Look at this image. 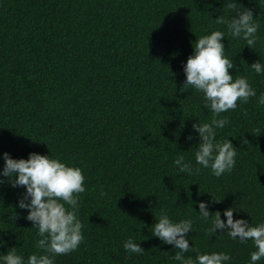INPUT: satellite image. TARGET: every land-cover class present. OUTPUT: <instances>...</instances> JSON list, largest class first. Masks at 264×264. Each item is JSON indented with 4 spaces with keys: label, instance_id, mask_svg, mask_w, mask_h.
Instances as JSON below:
<instances>
[{
    "label": "trees",
    "instance_id": "trees-1",
    "mask_svg": "<svg viewBox=\"0 0 264 264\" xmlns=\"http://www.w3.org/2000/svg\"><path fill=\"white\" fill-rule=\"evenodd\" d=\"M229 2L0 0V173L4 153L25 160L37 153L85 177L77 210L83 241L54 264H180L172 259L178 249L152 235L161 209L174 223L192 221L186 258L222 252L231 257L225 264H252L254 242L209 232L214 214L204 221L198 207L206 202L223 221L233 208L234 220L264 223V71L250 67L264 65V0H233L259 24L252 48L215 23L235 16ZM213 31L225 34L230 75L247 78L256 91L217 117L229 122L215 129V140L228 139L237 152L220 177L195 161L192 125L209 123L213 113L202 92L184 86L183 71L196 40ZM180 155L199 173L180 172ZM0 180V264L12 247L27 264L44 253L36 247L38 228L18 205L26 190ZM129 238L143 254L124 249Z\"/></svg>",
    "mask_w": 264,
    "mask_h": 264
},
{
    "label": "clouds",
    "instance_id": "clouds-1",
    "mask_svg": "<svg viewBox=\"0 0 264 264\" xmlns=\"http://www.w3.org/2000/svg\"><path fill=\"white\" fill-rule=\"evenodd\" d=\"M227 8L235 13L230 19L220 15L215 23L226 25L234 38H242L249 48L256 43V33L259 24L253 18L251 9H244L231 0ZM224 32L213 31L210 35L200 37L194 43V52L187 58L183 71L185 73L184 86H192L204 94L205 107L210 108L213 118L209 123H194L192 128L199 134L198 150L195 152V161L204 168H211L212 174L220 177L225 172H231L235 165L236 148L227 139L223 142L215 140L217 128H223L229 121L225 116L217 118L221 113L235 110L237 102L247 103L256 91L247 78L230 75L229 69L234 68L232 60L225 56V47L221 43ZM257 74L264 71V65L259 61L250 66ZM259 103L264 104V94H261ZM246 115V113H245ZM258 132V130H257ZM187 139L191 140L189 135ZM241 143L248 144L247 139L241 138ZM4 167L0 175L9 178L12 187L23 186L25 194L18 202L21 209H27L26 219L38 228L41 237L36 247L44 254H32L27 264H54L56 255L69 254L79 247L83 241V224L77 216L78 197L85 191V177L79 167L66 166L58 159L49 155L30 153L25 159H12L8 153L3 154ZM174 164L180 172L197 174L200 169H193L190 162H185L183 155L178 156ZM15 177V179H12ZM4 181L0 180V184ZM105 193L101 192V196ZM26 201H29L26 203ZM219 202L220 200H215ZM69 206L66 208V206ZM199 214L202 220L214 214L211 229L227 230L232 239L239 238L241 243L248 240L254 242L257 249L250 254L252 264L264 258V223L252 226L244 219H233V208L224 210L226 221L221 220V213H209L206 202H199ZM152 235L159 238L164 244L173 245L178 251L172 257L180 264H225L231 257L225 253L200 254L193 260L185 257L184 253L191 250L187 234L192 231L190 219L174 223L170 220L167 211L161 209L157 223L153 226ZM230 229V230H229ZM147 239V238H145ZM4 242L0 240V245ZM129 253L143 254L144 250L133 239L129 238L123 245ZM3 264H25L23 258L17 254L16 247L8 250L2 256Z\"/></svg>",
    "mask_w": 264,
    "mask_h": 264
}]
</instances>
